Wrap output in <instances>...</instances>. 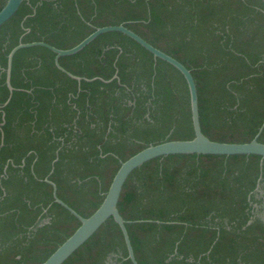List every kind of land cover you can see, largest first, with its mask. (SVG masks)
Returning a JSON list of instances; mask_svg holds the SVG:
<instances>
[{
  "label": "trees",
  "instance_id": "16d2710c",
  "mask_svg": "<svg viewBox=\"0 0 264 264\" xmlns=\"http://www.w3.org/2000/svg\"><path fill=\"white\" fill-rule=\"evenodd\" d=\"M122 24L191 71L205 136L242 144L259 133L262 0H25L0 27V264H43L80 227L55 203L46 179L88 218L123 162L152 145L194 139L184 76L116 32L60 58L80 83L57 69L51 51H18L15 91L3 107L16 46L45 42L69 50L97 28ZM258 141L264 144V130ZM260 179L264 160L254 155H171L145 163L118 205L137 262L264 264V221L253 207L263 209L255 197ZM109 257L132 264L112 219L64 264H107Z\"/></svg>",
  "mask_w": 264,
  "mask_h": 264
},
{
  "label": "water",
  "instance_id": "95a60500",
  "mask_svg": "<svg viewBox=\"0 0 264 264\" xmlns=\"http://www.w3.org/2000/svg\"><path fill=\"white\" fill-rule=\"evenodd\" d=\"M24 1L25 0L6 1L5 6L0 11V27L8 22L17 13ZM262 1L264 2V0ZM114 32L126 35L127 37L138 43L141 47L146 49L148 52H150L155 59H160L164 62H167L184 76L190 94L192 124L195 137L194 139L188 141H169L158 145L149 146L126 162H123L118 172L116 173L102 204L96 210V212L88 218L82 217L74 209L63 202L57 195L56 184L46 179L45 182L53 187V197L55 203L65 208L71 215L76 217L80 221L81 225L75 231V233L71 237H69L43 264H64L75 252H77L83 245H85L110 219L114 220L123 234L126 249L128 252V260H130L132 264H139L136 260L134 249L126 227L129 222L125 221L121 216L118 205L124 186L131 174L151 160L171 155H211L227 157L254 155L260 156L262 160H264V144L258 141L260 135L264 130V123L260 128L257 136L250 143H221L209 139L204 135L201 128L197 86L191 71L178 60L155 48L153 45L148 43L146 40H144L142 37L137 35L135 32H133L123 24L118 26L97 28L81 43L69 50H61L45 42H33L26 44L21 43L16 46L8 55L6 84L10 92V98L3 107L9 104L15 91L11 84V75L13 60L18 51L34 47H42L51 51L56 55L55 65L57 69L66 74L68 77L80 83L83 78L77 77L66 71L60 65V58L76 55L83 49H85L88 45H90L99 36ZM115 78H117V76H115L114 79ZM97 79L98 78L92 80L85 79V81L92 82L96 81ZM102 81L105 83L110 82L104 80ZM157 223L161 224L160 222Z\"/></svg>",
  "mask_w": 264,
  "mask_h": 264
},
{
  "label": "flooded vegetation",
  "instance_id": "af4514ba",
  "mask_svg": "<svg viewBox=\"0 0 264 264\" xmlns=\"http://www.w3.org/2000/svg\"><path fill=\"white\" fill-rule=\"evenodd\" d=\"M255 197L257 199L262 200V207L264 208V181H262L261 179L259 181V185L257 186V188L255 190ZM253 207L256 209V215L258 216V210L261 208H259V206L257 204H254ZM113 258L114 257H109L107 264L114 263Z\"/></svg>",
  "mask_w": 264,
  "mask_h": 264
},
{
  "label": "rangeland",
  "instance_id": "374dc122",
  "mask_svg": "<svg viewBox=\"0 0 264 264\" xmlns=\"http://www.w3.org/2000/svg\"><path fill=\"white\" fill-rule=\"evenodd\" d=\"M258 216L264 221V208L259 209Z\"/></svg>",
  "mask_w": 264,
  "mask_h": 264
}]
</instances>
